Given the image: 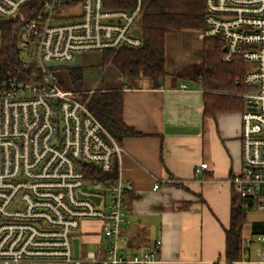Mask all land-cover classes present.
Wrapping results in <instances>:
<instances>
[{"label":"built area","instance_id":"2783aa9c","mask_svg":"<svg viewBox=\"0 0 264 264\" xmlns=\"http://www.w3.org/2000/svg\"><path fill=\"white\" fill-rule=\"evenodd\" d=\"M109 0H0V21L21 17L14 45L28 80L0 82V264H149L161 241L127 253L125 194L132 185L106 178L123 151L102 123L64 88L47 62L71 63L77 54L143 45L138 19L144 0L111 8ZM199 37L224 42L220 60L246 64L241 168L229 181L238 205L258 212L264 225V0H203ZM2 38L0 32V46ZM236 83L239 81L236 80ZM183 87L185 85H182ZM199 164L197 171L206 168ZM155 183L153 188H157ZM94 198H98L95 201ZM100 222V237L87 248L81 225ZM264 229V228H263ZM78 239L75 254L74 239ZM255 241L264 264V230L243 238V253Z\"/></svg>","mask_w":264,"mask_h":264},{"label":"crops","instance_id":"0c3cea01","mask_svg":"<svg viewBox=\"0 0 264 264\" xmlns=\"http://www.w3.org/2000/svg\"><path fill=\"white\" fill-rule=\"evenodd\" d=\"M169 52L165 36L166 74L158 84L139 77L135 87L126 86L114 66L102 64L101 54L87 52L81 57V63L102 73L101 84L84 91L121 90L122 121L134 133L119 139L123 151L113 167L114 177L132 185L125 194L127 253L149 249L160 240L157 260L149 264H227L225 229L232 201L238 203L229 178L241 168L242 109L206 113V90L198 81L182 78V64L179 68L169 64ZM80 73L82 87L81 68ZM202 162L206 168L197 171ZM258 220L247 229L243 226L241 249ZM244 229L249 235L244 236ZM81 231L87 241H96L100 222L84 221ZM254 242L231 264H260Z\"/></svg>","mask_w":264,"mask_h":264},{"label":"trees","instance_id":"16d2710c","mask_svg":"<svg viewBox=\"0 0 264 264\" xmlns=\"http://www.w3.org/2000/svg\"><path fill=\"white\" fill-rule=\"evenodd\" d=\"M134 0H109L111 8H132ZM21 17L0 21V82L5 79L28 80L33 65L24 66L14 45L15 32ZM143 45L138 49L120 48L101 53L102 64L114 66L128 87H135L139 77L158 84L166 74L165 36L184 29L201 31L204 27L203 0H144L138 19ZM202 66L197 77L204 93V111L210 115L216 112L243 109L242 99L232 92L245 89L242 78L246 64L240 58L229 63L222 62L220 56L224 46L218 37L202 39ZM67 85L60 79L62 86L78 92V98L89 111L102 123L106 131L116 140L134 134L122 121V91L103 90L86 92L81 87L80 68L66 71ZM236 80L239 83H236ZM112 170L104 177H114ZM246 211L233 200L230 209L229 226L225 229L224 258L227 264L239 260L242 254V228ZM252 232H261L264 225L252 223Z\"/></svg>","mask_w":264,"mask_h":264},{"label":"rangeland","instance_id":"374dc122","mask_svg":"<svg viewBox=\"0 0 264 264\" xmlns=\"http://www.w3.org/2000/svg\"><path fill=\"white\" fill-rule=\"evenodd\" d=\"M199 32L194 29H184L180 32H172L166 35V41L168 45L169 52V64L172 66H181L182 64V78L188 82L197 81L198 74L202 66V39L199 37ZM95 55H99L95 53ZM182 57V59H181ZM70 67L61 66L55 68L59 78L64 81L67 85L66 71ZM81 72L83 81H85L82 89L87 90L90 88L91 84H101L102 73L97 67H91L85 64V61L81 63ZM89 84V85H88ZM63 86L66 88V86ZM90 92V91H86ZM260 214L258 212H248L246 215L244 227L247 229L250 222L253 220L260 219ZM244 236L249 235V233L244 229ZM252 246L255 248L257 244L254 242ZM87 248L92 249L93 244L90 240L87 241Z\"/></svg>","mask_w":264,"mask_h":264},{"label":"water","instance_id":"95a60500","mask_svg":"<svg viewBox=\"0 0 264 264\" xmlns=\"http://www.w3.org/2000/svg\"><path fill=\"white\" fill-rule=\"evenodd\" d=\"M135 34L137 35H141V30L140 28H136L135 29ZM81 57L82 55L80 54H77L75 56V59L69 63L68 65L62 63V62H47L45 65L50 67V68H57V67H61V66H67V67H70V68H76V67H79L81 65ZM95 201H98V198H94ZM74 247H75V254H77V251H78V239L75 238L74 239Z\"/></svg>","mask_w":264,"mask_h":264}]
</instances>
